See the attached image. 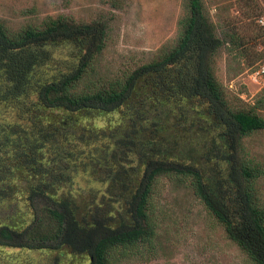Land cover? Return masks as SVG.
<instances>
[{
  "label": "trees",
  "instance_id": "trees-1",
  "mask_svg": "<svg viewBox=\"0 0 264 264\" xmlns=\"http://www.w3.org/2000/svg\"><path fill=\"white\" fill-rule=\"evenodd\" d=\"M250 1L255 21L261 7ZM114 18L104 9L21 25L0 16V264H35L13 251L50 264H116L150 251L163 182L190 189L251 264H264V167L245 145L264 129V89L243 104L216 73L224 40L246 66L261 59L264 26L222 38L204 0H182L176 36L107 76L100 58ZM80 173L95 186L75 187Z\"/></svg>",
  "mask_w": 264,
  "mask_h": 264
},
{
  "label": "rangeland",
  "instance_id": "rangeland-1",
  "mask_svg": "<svg viewBox=\"0 0 264 264\" xmlns=\"http://www.w3.org/2000/svg\"><path fill=\"white\" fill-rule=\"evenodd\" d=\"M124 1L122 9H113L101 0H0V16L21 25L59 13L87 20L100 9L111 12L115 18L107 50L100 58V70L107 76H114L151 58L162 44L171 41L176 36V23L181 13L182 0ZM256 2L261 7L258 17L264 16V0ZM204 3L220 37L224 38L226 31L232 27L241 33L244 30L254 34L258 17L254 21L248 16L253 11L252 1L204 0ZM25 9L31 11L24 12ZM227 45L224 40L217 51V77L231 98L235 95L240 103L254 105L262 95L264 76L262 81L260 79L261 83H257L251 78V71L256 65H264V54L249 67L242 59L234 58ZM255 49L264 52V43H258ZM259 111L264 116V99ZM98 120L99 125H104L105 118ZM245 145L250 156L264 167V129L248 136ZM102 159L106 164L105 158ZM91 185L95 186L88 176L80 173L76 177L75 187L85 190ZM257 185L264 204V173L258 178ZM153 201L160 225L153 249L116 264H251L246 253L226 236L224 229L190 189L183 186L174 188L170 183L163 182ZM16 253L18 256L31 255L35 264H50L41 252L13 251V255Z\"/></svg>",
  "mask_w": 264,
  "mask_h": 264
},
{
  "label": "built area",
  "instance_id": "built-area-1",
  "mask_svg": "<svg viewBox=\"0 0 264 264\" xmlns=\"http://www.w3.org/2000/svg\"><path fill=\"white\" fill-rule=\"evenodd\" d=\"M257 22L260 25L264 26V16L258 17ZM263 76H264V65H256L251 71V78L257 83H261V81L263 80L262 78Z\"/></svg>",
  "mask_w": 264,
  "mask_h": 264
}]
</instances>
